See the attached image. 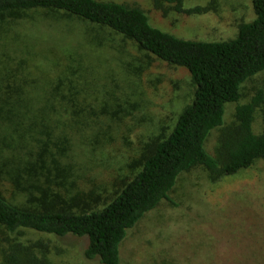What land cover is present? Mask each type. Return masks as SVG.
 I'll return each mask as SVG.
<instances>
[{
	"label": "rangeland",
	"instance_id": "obj_1",
	"mask_svg": "<svg viewBox=\"0 0 264 264\" xmlns=\"http://www.w3.org/2000/svg\"><path fill=\"white\" fill-rule=\"evenodd\" d=\"M99 1L137 6L152 27L192 41L232 39L240 23L255 17L252 0H182L184 9L207 11L171 10L166 16L152 0ZM14 68L18 72L10 77ZM0 77L15 84L12 89L27 98L33 111L54 106L52 117L59 123L50 125L58 133L63 130L70 146L67 159L60 161L73 173L67 167L62 174L60 189L68 192L61 193L90 195L97 207L141 169L144 146L171 132L195 91L186 69L156 59L133 41L73 16L43 11L4 26ZM260 89L264 94V73L242 85L238 104L249 102ZM236 105L225 106V124L233 119ZM261 115L258 108L254 133L262 130ZM217 137L215 130L206 140L210 154ZM20 176L26 191L4 180L1 194L14 205L37 207V185L49 184L40 176L33 180L29 172ZM169 197L174 204L162 201L127 231L120 264H260L264 259V161L216 182L195 168L179 176ZM15 237L24 245H46V264H100L84 257L80 238L32 231Z\"/></svg>",
	"mask_w": 264,
	"mask_h": 264
},
{
	"label": "trees",
	"instance_id": "obj_2",
	"mask_svg": "<svg viewBox=\"0 0 264 264\" xmlns=\"http://www.w3.org/2000/svg\"><path fill=\"white\" fill-rule=\"evenodd\" d=\"M155 9L200 14L206 7L184 9L182 0H152ZM254 19L240 23L234 38L225 41H192L177 38L149 24L137 6L99 0H0V34L4 26L34 11L62 13L106 28L137 48L172 66L186 69L195 85L193 99L179 113L171 132L144 146L141 169L122 185L107 203L92 205L90 195L67 196L60 189L62 174L71 176L67 159L70 146L63 130L50 122L54 106L33 111L0 77V182L27 190L20 176L29 172L49 185H37L41 194L34 207L14 205L0 192V255L3 264H46L41 242L22 244L17 237L32 231L56 237L72 236L83 242L86 259L100 264H120V245L127 231L162 201L171 204L169 193L182 173L195 168L206 172L210 182L234 175L264 161V94L258 90L247 103L238 104L242 85L264 73V0H252ZM48 17L51 15L47 14ZM100 46L101 44H96ZM20 70H24L22 65ZM15 71H10L14 77ZM61 98H64L61 97ZM68 99V98H66ZM237 103L233 119L225 124V106ZM262 110V130L254 133L256 110ZM62 129V128H61ZM217 130L214 153L205 143ZM53 173L55 175H53ZM53 187V188H52ZM257 260V256L253 255ZM40 257L42 259H40ZM264 264V259H260Z\"/></svg>",
	"mask_w": 264,
	"mask_h": 264
}]
</instances>
